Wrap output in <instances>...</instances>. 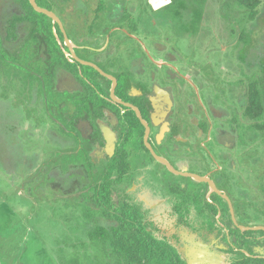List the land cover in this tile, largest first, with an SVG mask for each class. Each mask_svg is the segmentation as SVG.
Wrapping results in <instances>:
<instances>
[{"label": "rangeland", "instance_id": "374dc122", "mask_svg": "<svg viewBox=\"0 0 264 264\" xmlns=\"http://www.w3.org/2000/svg\"><path fill=\"white\" fill-rule=\"evenodd\" d=\"M56 1L50 10L70 47L41 12L17 29L19 41L0 46V264H123L111 240L89 239L98 225L127 236L131 227L112 215L123 206L188 264H229L250 255L242 243L264 257V135L242 116L249 84L263 76L264 0L253 20L237 0H170L158 11L149 0ZM0 8L4 40L22 12L13 0ZM73 55L125 74L127 95L149 100L156 153L219 192L153 159L142 128L108 170L126 122L96 93L94 82L107 99L110 79ZM66 63L80 89L59 87ZM95 184L108 200H97ZM232 217L262 229L243 235L225 226Z\"/></svg>", "mask_w": 264, "mask_h": 264}, {"label": "flooded vegetation", "instance_id": "af4514ba", "mask_svg": "<svg viewBox=\"0 0 264 264\" xmlns=\"http://www.w3.org/2000/svg\"><path fill=\"white\" fill-rule=\"evenodd\" d=\"M35 1V3H36V5L38 6V7H40V8H43V9H46V10H48V11H51L52 13H54L55 14V16L57 17V19L59 20V22H60V24L55 20V19H53V18H51L49 15H47V14H45V13H43V12H41L40 10H37L32 4H31V2H30V0H13V4L15 3L16 4V7H20L19 9L21 10V12H22V14L21 15H16V14H14V16H13V19L15 18V16H20V17H23V20L22 21H20V23H18L16 26H13V28H14V30H15V32H14V30L11 32L10 31V29H8L7 31L8 32H11V33H13V35H9L8 34V32L6 31V36H5V39L4 40H1L0 39V46H2V45H4V41H6V42H9V43H11V42H17V41H19L21 38L19 37V31H17V29L19 28V27H21V25H23V22L24 21H26V20H29V21H31L34 25H35V16L37 15V13L38 12H41L42 14H43V16H47L48 18H49V20L50 21H52L55 25H56V27H57V29H58V26H60V28H61V31H63V33L61 32V34L63 35V37H64V35H65V32H64V29H63V25H62V22H61V19H60V17L55 13V12H53L52 10H50V8H52L53 9V6H55V3L57 2L56 0H46V1H44L43 2V4H39L38 2H37V0H34ZM87 1L88 0H79L78 1V3L81 5V6H85L86 4H87ZM150 4V3H149ZM173 4V2L171 3V5ZM150 6V5H149ZM164 7H162V8H159V9H153V7H151L150 6V9L151 10H153V11H158V10H161V9H163ZM0 14H1V8H0ZM14 21V20H13ZM0 22H1V18H0ZM0 31H1V27H0ZM31 31V30H30ZM1 33V32H0ZM8 35V36H7ZM1 38V37H0ZM64 40H65V44H66V40L69 42V40H68V38H66V37H64ZM66 46H68V47H70V42H69V45H67L66 44ZM74 56V55H73ZM76 56V55H75ZM77 57V56H76ZM78 58V57H77ZM79 60H82V59H80V58H78ZM82 61H84V60H82ZM76 62H79L78 60H76L74 57H73V63L75 64ZM85 62H88L87 64H83V63H81V62H79V63H81L82 65H85V66H91V67H93V68H95L96 69V71H97V73L98 74H100L101 76H105L106 78H109L110 79V86H109V88H108V92H107V95H108V97H107V99L106 98H104V96L102 95V93H104L105 91H104V89L102 88V86L101 85H99L98 83H96V82H94L95 84H96V87H97V91H96V93L98 94V96L100 97V98H102V99H99L100 100V102H103L102 100H105V101H108L109 102V104L111 105V106H108L105 102H104V105L105 106H107V107H109V110H111V112H113L114 114H116V112H119L120 113V116H119V118H121L122 117V119L123 120H125V128H124V133H123V138L122 139H120V135H117V138H118V147L116 148V150H115V152L113 153L114 155L110 158V161H109V163H108V165H107V169L108 170H112L113 171V168H115V166H116V161L119 159H114V157H115V153L117 154V153H122V151H123V146H124V142H125V138H127V137H131V136H138L139 137V135L136 133L137 131H138V128H142V131H143V134H142V136H141V144L143 145V147L145 148V150H147L149 153H150V155L153 157V159H156L154 156H153V154L151 153V151H150V149L148 148V146H147V144L148 145H150L151 146V148H152V150L154 151V153L156 154V155H158L157 153H156V151H155V149H154V145L152 144V141H151V138H150V130H151V127H150V122H149V119H148V111H150V109H149V106H150V103H149V100L147 99V98H139V99H137L136 100V98H130L128 95H127V93H126V91H128L129 90V84H128V79L126 78V75L125 74H123V73H120V74H118L117 76H110L109 74H107V73H102V71L96 66V65H94L93 63H91L90 61H85ZM67 66V65H66ZM76 70V69H75ZM61 71H62V78H61V80H60V84H59V87H63V88H66V89H69V90H77V89H80V87L82 86V84L84 83L83 81H82V79L79 77V75H78V73H77V70H76V72H73V71H69V70H67V69H65V68H63V69H61ZM63 73H65V74H67V75H65V76H67V77H70V79H71V85H69L70 87H67L66 85H64V83H62V81H64V78H63V76H64V74ZM80 73V72H79ZM69 75V76H68ZM118 76L120 77H124V79L123 80H120L119 78H118ZM113 79H115V82H114V80ZM255 82H257V80L256 81H254V82H251L250 84H249V86H248V91H249V89H250V86L253 84V83H255ZM112 89H113V93H114V97H112L111 96V91H112ZM80 99H81V103H83V102H85V100H86V98H84V96L81 98V96H80ZM247 101H248V97H247ZM246 104H247V102H246ZM135 109H138V111H139V114H140V116L138 115V113L136 112V110ZM243 112H244V110H243ZM243 112H242V116H243ZM124 114V115H123ZM117 116V115H116ZM244 117V116H243ZM71 118H72V116H71ZM246 120H248L246 117H244ZM117 120H118V117H117ZM122 120V121H123ZM71 121H72V119H71ZM248 121H250V122H253L252 124H253V127L255 128V130H257L258 131V129L256 128V126H257V121L256 120H253V119H249ZM258 121H260V120H258ZM119 128L120 129H122V126H121V124H120V126H119ZM114 129V128H113ZM94 130V133L96 134V132H97V130H95V129H93ZM148 131V132H147ZM262 133V132H261ZM263 134V133H262ZM264 135V134H263ZM102 136V135H101ZM145 137H146V140H145ZM120 140H122L121 141V143H119L120 142ZM81 141V140H80ZM137 142V140H134L133 142H132V146L133 145H135V143ZM120 148V149H119ZM67 153V152H66ZM159 156V155H158ZM161 157V156H160ZM163 158V157H162ZM165 159V158H164ZM157 160V159H156ZM165 160H167V159H165ZM158 161V160H157ZM122 162V161H121ZM160 162V161H159ZM167 162L169 163V165L171 166V168L172 169H174L173 167H175V166H173V164L172 163H170V161L169 160H167ZM163 163V162H162ZM165 164V163H164ZM165 167L168 169V171L170 170L167 166H166V164H165ZM110 170V171H111ZM117 170H119V171H121V165H119L118 166V169ZM175 170V172L174 171H172L171 170V172H174V173H176V174H179V175H182V176H185V175H183V174H185V173H190V172H182V171H180V170H177V169H174ZM112 173V172H111ZM126 173H124L121 177H120V181H121V179H122V177L125 175ZM187 177H191V176H187ZM193 178V177H192ZM209 178V177H208ZM210 179V178H209ZM117 179H112L111 178V181H112V185H111V187H110V191H112L113 190V186H114V183H115V181H116ZM212 180V179H211ZM213 182V181H212ZM207 183V182H206ZM208 184V183H207ZM210 186V185H209ZM216 188V187H215ZM211 191H215V190H212V188H211ZM218 191V190H217ZM216 192V191H215ZM219 192V191H218ZM221 195H223V194H221ZM227 200V199H226ZM231 213H232V211H231ZM232 221H225L224 222V224H225V226H228L229 227V229H232V227H234L235 229H237V228H240V229H242V234L244 235L245 233H253V232H255L253 229H258V230H260V229H262V228H260V227H247V226H240V225H237L236 224V222H235V220H234V217H232ZM219 229V228H218ZM220 230H222L221 228H220ZM241 237V236H240ZM244 248H242V249H244V250H246L247 252H248V250L246 249L247 247H251V245L250 244H241ZM252 248V247H251ZM249 253V252H248ZM250 255L249 256H246V257H261V256H256L255 255V253H252L251 254V252L249 253ZM243 256H245V255H242L241 257H243ZM241 257H239V258H241ZM261 258H264V257H261ZM236 259H238V258H235L234 260H236Z\"/></svg>", "mask_w": 264, "mask_h": 264}, {"label": "trees", "instance_id": "16d2710c", "mask_svg": "<svg viewBox=\"0 0 264 264\" xmlns=\"http://www.w3.org/2000/svg\"><path fill=\"white\" fill-rule=\"evenodd\" d=\"M198 4L200 0H195ZM242 6L248 8L249 14L248 19L253 20L257 14V6L261 3L259 0H237ZM12 22L13 26H16L20 21L23 20V17L15 16ZM36 29H33L30 32H34ZM15 32V30H14ZM10 35V34H9ZM8 36V35H7ZM11 36V35H10ZM242 40L246 41L243 34L240 36ZM67 67L70 68V71H75V68L70 67L69 64ZM120 80H123L124 77L118 76ZM264 84V70L263 76L253 83L250 86L248 93V101L245 106L243 116L248 120H261L264 116V107L261 98V92L257 84ZM256 128L264 134V122L258 124ZM114 170V168H113ZM109 175L106 173L104 177ZM100 186V185H99ZM95 184V193L96 198L99 202L108 200V190L107 192L101 189ZM109 185L105 186V188ZM102 188V187H101ZM214 208V207H211ZM123 209L120 213H112L113 218L120 225H128L131 227L127 236L120 234V229L118 226L110 225L109 228L98 225L94 228L92 232L89 233V239L92 241H108L111 240V244L114 247V250L117 252L119 258L122 260L123 264H188L186 260L181 259L180 255L176 250L169 245L163 239L153 238L152 235L144 230L143 225L137 220L135 212H131L130 209H126V206H123ZM131 212V213H130ZM251 254L253 250L251 247L246 248ZM229 264H264V258L261 257H246L243 256L234 260Z\"/></svg>", "mask_w": 264, "mask_h": 264}, {"label": "water", "instance_id": "95a60500", "mask_svg": "<svg viewBox=\"0 0 264 264\" xmlns=\"http://www.w3.org/2000/svg\"><path fill=\"white\" fill-rule=\"evenodd\" d=\"M30 2H31V4H32L37 10H40L41 12H43V13L49 15L51 18L55 19V20L60 24L59 20L57 19V17L55 16L54 13H52L51 11H48V10H46V9H43V8L38 7V6L36 5V3H35L34 0H30ZM66 44L69 45V42H68L67 40H66ZM73 57H74L76 60H78L79 62L83 63V64H87V63H88V62H85V61L79 60L75 55H74ZM113 80H114V82H115V79H113ZM111 96L114 97L113 89H112V91H111ZM135 110H136V112L138 113V115L140 116L138 109H135ZM147 132H148V131H147ZM145 140H146V137H145ZM147 146H148V148L150 149V151H151V153L153 154V156H154L158 161L165 163L166 166H167L170 170H172V171L175 172V170L171 168V166L169 165V163L167 162V160H165L164 158H162V157L156 155V154L154 153V151L152 150V148H151L150 145L147 144ZM183 175H185V176H191V177H193L194 179H196V180H198V181H201V182H207V183L210 185V187L212 188V190H215L216 192H218L217 189L215 188V186H214L212 180L209 179V178L206 177V176H199V175H197V174H193V173H185V174H183Z\"/></svg>", "mask_w": 264, "mask_h": 264}, {"label": "built area", "instance_id": "2783aa9c", "mask_svg": "<svg viewBox=\"0 0 264 264\" xmlns=\"http://www.w3.org/2000/svg\"><path fill=\"white\" fill-rule=\"evenodd\" d=\"M149 2L153 9H159L161 7H164V5H167L170 0H149Z\"/></svg>", "mask_w": 264, "mask_h": 264}, {"label": "crops", "instance_id": "0c3cea01", "mask_svg": "<svg viewBox=\"0 0 264 264\" xmlns=\"http://www.w3.org/2000/svg\"><path fill=\"white\" fill-rule=\"evenodd\" d=\"M63 74H64V76H63L64 81H62V83H64V85H66L67 87H70L69 85L72 84V83H71V79H70V77L65 76V75H67V74H65V73H63ZM68 76H69V75H68Z\"/></svg>", "mask_w": 264, "mask_h": 264}]
</instances>
